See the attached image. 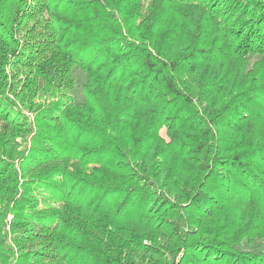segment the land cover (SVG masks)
<instances>
[{
    "label": "trees",
    "instance_id": "16d2710c",
    "mask_svg": "<svg viewBox=\"0 0 264 264\" xmlns=\"http://www.w3.org/2000/svg\"><path fill=\"white\" fill-rule=\"evenodd\" d=\"M0 264H264V0H0Z\"/></svg>",
    "mask_w": 264,
    "mask_h": 264
},
{
    "label": "rangeland",
    "instance_id": "374dc122",
    "mask_svg": "<svg viewBox=\"0 0 264 264\" xmlns=\"http://www.w3.org/2000/svg\"><path fill=\"white\" fill-rule=\"evenodd\" d=\"M76 76H77V86L72 88V91L76 97V99L78 100H82L83 99V91L80 87V83H82L84 76L81 72L77 71L76 72ZM162 133L164 134V130L162 131Z\"/></svg>",
    "mask_w": 264,
    "mask_h": 264
}]
</instances>
